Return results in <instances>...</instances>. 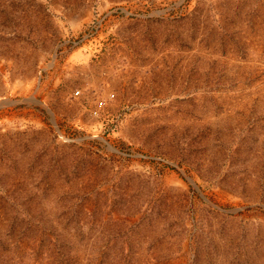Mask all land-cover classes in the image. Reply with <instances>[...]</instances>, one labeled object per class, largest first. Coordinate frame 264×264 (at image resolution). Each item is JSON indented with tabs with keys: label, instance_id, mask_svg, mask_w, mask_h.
Returning a JSON list of instances; mask_svg holds the SVG:
<instances>
[{
	"label": "rangeland",
	"instance_id": "1",
	"mask_svg": "<svg viewBox=\"0 0 264 264\" xmlns=\"http://www.w3.org/2000/svg\"><path fill=\"white\" fill-rule=\"evenodd\" d=\"M0 264H264V0H0Z\"/></svg>",
	"mask_w": 264,
	"mask_h": 264
},
{
	"label": "built area",
	"instance_id": "2",
	"mask_svg": "<svg viewBox=\"0 0 264 264\" xmlns=\"http://www.w3.org/2000/svg\"><path fill=\"white\" fill-rule=\"evenodd\" d=\"M76 94H79V91H77Z\"/></svg>",
	"mask_w": 264,
	"mask_h": 264
}]
</instances>
